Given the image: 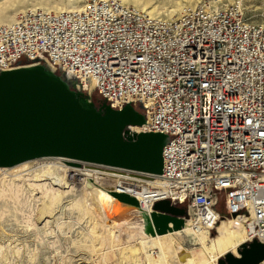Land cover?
Instances as JSON below:
<instances>
[{
	"label": "built area",
	"instance_id": "2783aa9c",
	"mask_svg": "<svg viewBox=\"0 0 264 264\" xmlns=\"http://www.w3.org/2000/svg\"><path fill=\"white\" fill-rule=\"evenodd\" d=\"M31 65L96 91L101 110L137 104L145 122L129 125L127 137H168L160 175L93 164L123 175L109 192L114 199L128 195L144 209L169 201L185 208L193 232L211 235L224 195L230 218L251 219L256 233L247 243H264V19L205 3L174 19L119 0L29 9L0 24V73ZM144 175L152 181L129 192L125 179Z\"/></svg>",
	"mask_w": 264,
	"mask_h": 264
},
{
	"label": "water",
	"instance_id": "95a60500",
	"mask_svg": "<svg viewBox=\"0 0 264 264\" xmlns=\"http://www.w3.org/2000/svg\"><path fill=\"white\" fill-rule=\"evenodd\" d=\"M83 92L41 66L20 67L0 73V166H12L40 157H66L79 163L104 164L152 175L162 172L163 134L140 133L127 137L129 125H142L145 117L133 106L121 110L82 101ZM118 201L138 207L128 195ZM152 218L159 234L185 226L186 210L161 201ZM174 216V217H173ZM177 216V217H175ZM264 243L254 240L226 254L219 264H261Z\"/></svg>",
	"mask_w": 264,
	"mask_h": 264
},
{
	"label": "rangeland",
	"instance_id": "374dc122",
	"mask_svg": "<svg viewBox=\"0 0 264 264\" xmlns=\"http://www.w3.org/2000/svg\"><path fill=\"white\" fill-rule=\"evenodd\" d=\"M89 1L90 0H0V17L4 16L9 18V21L10 19L15 20L20 13L29 9H45L50 11L79 9L84 7ZM119 1L126 6H135L155 19L177 18L186 8L196 7L200 3H205L214 8L236 6L242 10L249 20L262 21L264 19V0ZM82 100H87L98 108L103 103V98L96 91L92 92L90 95L85 93L82 96ZM134 108L144 114L142 108L137 104L134 105ZM60 162L62 161L59 158H41L34 160L33 167L37 169L36 173H41L45 171L46 168L53 167ZM68 164L80 168L79 175H83L82 172L84 173L87 167V163H82V165L78 164L80 166L70 162H68ZM53 168L57 167L54 166ZM3 169L9 170L12 168ZM33 171L35 170L31 172ZM44 183H41V187L35 190L21 183V185H17V188L16 185H11V187L8 186V188L2 190L0 188V264H147L144 260L145 252L141 243L144 242L146 238L142 236L140 234L141 232H138V230H135L138 232L135 233L128 229L132 227L130 223L133 222V217L122 215L121 219H116L113 224L109 219L105 220L104 216L99 217L96 213L93 215V212H88L86 210L88 208L85 205V196L80 190L77 193H66L67 195L65 194L52 210L48 209V197L46 196L49 195L50 197L52 193L56 192L58 187H54L53 191L51 185L45 188L43 185ZM12 186H15V188ZM82 205L84 206L82 207ZM127 206H129V208L134 207L131 205ZM217 211L220 214L222 222L219 223L216 230L211 232V235H208L210 239L207 244H210V240H215L225 235L228 223L232 219L226 213L224 195L221 196ZM92 216H97V219H94ZM131 220L132 222H130ZM102 221L104 223H102ZM96 222L97 225H95ZM169 226L172 228L169 231L174 230L172 224H169ZM112 227H115L116 230H110ZM222 227L224 228L221 230L220 228ZM235 227L240 228L239 225ZM102 230H106L104 231L106 234H104L105 237L109 232L110 236H108V238L111 239L113 236L114 241H116L114 244V248L116 247V249H114L115 251L113 248H110L112 243L108 242L107 239H104L102 242L99 238L97 239V237L102 234ZM220 230L221 235L219 236ZM141 238L144 239L140 240ZM174 241H176V245H182L181 247L184 249L190 250L196 258L204 257L202 245L199 239L193 234L179 231L172 237V240H168L167 243L173 247L172 242ZM153 252L156 253V257L161 256V251L159 249L153 250ZM126 254L128 256H135L136 261L122 260L123 256L126 258ZM223 258L224 257L220 259Z\"/></svg>",
	"mask_w": 264,
	"mask_h": 264
},
{
	"label": "bare ground",
	"instance_id": "6f19581e",
	"mask_svg": "<svg viewBox=\"0 0 264 264\" xmlns=\"http://www.w3.org/2000/svg\"><path fill=\"white\" fill-rule=\"evenodd\" d=\"M187 9L188 8H186L185 10ZM15 20L10 19L9 21V18L2 16L0 17V24L11 23ZM29 67H36V65H31ZM82 101L84 102V104L88 106L92 105V103H90L87 100H82ZM138 130L139 129L136 128V131ZM41 158H59L62 162L54 165L57 168H53L54 166L50 168L45 167L46 168L45 171L42 170L43 172L36 173L37 169L33 167V162L34 160H38ZM68 162L76 164V165L78 164L82 165V163H79L76 160H72L66 157H55V156L48 157L47 156V157H40V158L31 159V160H26V161H23L21 163H18L12 166H6V167L0 166V188L1 190L6 189L8 188V186L11 187V185H16V188H17V185L21 183L24 185L26 184L31 189L35 190L36 188L41 187L40 186L41 183L45 182L43 184L45 188L48 187V185H51L54 191V187L56 188L58 187L56 192L52 193L50 197L49 195L46 196L45 194L46 191L44 193L45 196L48 197V201H47L48 209L52 210V208L62 199V197L66 193L68 192L77 193L80 190L84 193V196H85V205L88 208L86 210L88 212H93L92 213L93 215L96 213L99 217L104 216L105 220L109 219L113 224L116 219L118 218L121 219L122 215L123 216L129 215V217L130 216L133 217V222L132 220L130 221L132 222L130 223L132 227L128 229L132 230L135 233L141 232L140 234L146 238L145 240L148 239L147 241L144 240V242L140 241L142 243V246L145 252L144 260L147 264H163V263L165 264L166 263L167 264H218L220 258L224 257L226 254H233L235 256H238L239 250H241L245 246V244H247L249 240H252L253 231L256 233V231L253 230V227H251V230H250L248 226V222L251 220L250 217L245 216L242 218H233L231 219V221L229 220L230 222L228 223L226 234L221 237H218L215 240H210V244H207V242H209V239H210L208 236L209 234L204 231L193 232L191 230L189 223H187L180 230H171L165 234H159L156 231L153 221H152L153 216L157 215V213L154 212L153 209H151L150 207L145 208V209L140 208V207L129 208V206H127L128 204L120 202L117 199H114L113 196L110 195L109 192L113 189V185L119 183L121 176H123L122 174L114 175L110 173L109 171L101 170V168L98 167L97 165H93V164L88 165L87 163V167L84 170V173L82 172L83 175H79L78 173H80V168L73 167L69 165ZM3 168H12V169L6 170ZM32 170H35V171L31 172ZM137 176L139 177L142 175H137ZM135 179H125L127 188L131 189L129 190V192H132L133 190H136L137 188H139L140 186L138 184L142 182L152 181L151 177H148L145 175L141 178L135 177ZM12 187L15 188V186H12ZM83 206L84 205H82V207ZM96 217L94 216L93 218L97 219ZM101 218L104 219L103 217ZM123 218L126 219L125 217ZM98 220L97 222L99 224L100 220L99 221ZM97 222L95 225H97ZM102 223L104 222L102 221ZM236 225H239L240 228H236L235 227ZM110 230H116V229L115 227H112ZM135 230H138V232ZM104 231L102 232L101 235L97 237V239L99 238L101 242L104 239H107L108 242L112 243L110 248L111 249L113 248V250L116 249V247L114 248L115 246L114 244L116 243V241H114L113 236L111 237V239L108 238V236H110L109 234L110 232L108 231L109 233L105 237L106 234ZM179 231H183V232L185 231L187 233H191L199 239V242L202 245L204 257L196 258L192 254V252H190V250L184 249L183 247H181L182 245L181 246L176 245L175 244L176 241L172 242L173 247H171L170 244L167 243L168 240L171 241L172 237L175 234H177ZM262 236L263 237L261 239H263L264 241V233L262 234ZM142 239L144 238H141L140 240ZM156 249H159L161 251V256L158 255L160 257L155 256L156 251L153 252V250H156ZM130 256L127 255L126 258H124L123 256L122 260L136 261L135 256H131V257ZM261 264H264V262Z\"/></svg>",
	"mask_w": 264,
	"mask_h": 264
},
{
	"label": "trees",
	"instance_id": "16d2710c",
	"mask_svg": "<svg viewBox=\"0 0 264 264\" xmlns=\"http://www.w3.org/2000/svg\"><path fill=\"white\" fill-rule=\"evenodd\" d=\"M58 75L59 76H61V77H64L62 74H60V73H58ZM73 89H74V87H73V85L71 86ZM85 93H83V95H84ZM223 219H225V218H223ZM225 227V226H224ZM224 227H222V228H220L221 230L224 228ZM221 230H220V234H219V236L221 235Z\"/></svg>",
	"mask_w": 264,
	"mask_h": 264
}]
</instances>
